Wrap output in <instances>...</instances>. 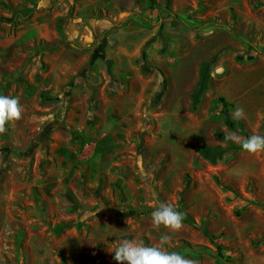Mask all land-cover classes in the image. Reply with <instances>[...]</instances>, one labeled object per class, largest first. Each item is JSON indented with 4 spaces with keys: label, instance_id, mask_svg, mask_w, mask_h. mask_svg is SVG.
I'll use <instances>...</instances> for the list:
<instances>
[{
    "label": "rangeland",
    "instance_id": "obj_1",
    "mask_svg": "<svg viewBox=\"0 0 264 264\" xmlns=\"http://www.w3.org/2000/svg\"><path fill=\"white\" fill-rule=\"evenodd\" d=\"M88 1L67 17L76 12L89 34L78 39L81 69L55 94L15 97L22 116L0 132V220H39L56 237L43 264H118L123 240L194 264H264V151L240 143L264 136V0L79 8ZM0 3V23L16 26ZM90 7L101 15L80 16ZM58 29L59 39L40 41L51 47L43 57L57 60L62 42L75 40ZM22 54L10 56L17 67ZM237 106L246 133L225 124ZM204 145L224 152L214 162ZM165 202L184 215L179 231L152 223Z\"/></svg>",
    "mask_w": 264,
    "mask_h": 264
},
{
    "label": "crops",
    "instance_id": "obj_2",
    "mask_svg": "<svg viewBox=\"0 0 264 264\" xmlns=\"http://www.w3.org/2000/svg\"><path fill=\"white\" fill-rule=\"evenodd\" d=\"M11 1L13 4L10 3V0H5L4 5L11 9V19L19 22L16 23V26H13L12 22L0 23V81H4L0 84V93L12 98L25 97L26 93L27 95L34 93L35 96L39 94L40 98L45 92L55 94L60 91L59 86L71 80L73 75L78 73L87 59L85 54L78 50L77 45L80 44L78 39H86L89 35L83 25L84 21L81 17L79 20L76 12H74L73 20L71 18L69 21L67 20V17H71L72 6L76 0ZM95 1L97 0H90L85 3V6L79 8L93 6ZM84 9H88L86 12L96 10L93 7ZM96 12L98 13V10ZM80 16L96 18L91 15L80 14ZM86 21L92 25L93 21L98 20ZM58 26H65L66 31L73 32L75 40L69 39L60 50H56L60 60L43 57V54L50 53L51 47H47L49 50H42L39 47L40 41L47 43L59 39L61 36ZM52 45L54 46V43ZM24 48L29 50L28 53L22 52ZM11 50L12 55L23 53L22 55L25 56L19 67L13 62V57H10L12 56L10 55ZM30 52L31 54H29ZM223 62L224 59L219 61V63ZM15 82L27 88L18 90ZM29 84L32 89L28 88ZM27 103L29 108L25 109L29 111L34 109L29 102ZM43 106L45 105L43 104ZM41 120L42 118H40ZM63 178H59L60 182L63 181ZM11 196L12 194H9L7 189L3 200H9ZM9 221L14 224L7 228V220H0V264H11L16 260V257L20 256L22 259L19 264H43L50 249V241L56 237L51 232H47L45 228H40L39 220ZM52 221L55 224L62 220ZM64 247L66 246L64 245ZM5 255H8L11 261L5 259Z\"/></svg>",
    "mask_w": 264,
    "mask_h": 264
},
{
    "label": "clouds",
    "instance_id": "obj_3",
    "mask_svg": "<svg viewBox=\"0 0 264 264\" xmlns=\"http://www.w3.org/2000/svg\"><path fill=\"white\" fill-rule=\"evenodd\" d=\"M23 113V105L18 99L0 95V132L5 130V125L19 120ZM244 108L237 106L233 112L234 119H243ZM236 140L235 137H230ZM241 147L250 153L264 151V136L251 135L243 140ZM154 198L155 194H154ZM154 226L163 225L173 231L183 227L184 215L172 203H159L151 213ZM163 242V241H162ZM113 259L118 264H194L176 251H166L159 246L146 245L142 240H123L113 251Z\"/></svg>",
    "mask_w": 264,
    "mask_h": 264
},
{
    "label": "trees",
    "instance_id": "obj_4",
    "mask_svg": "<svg viewBox=\"0 0 264 264\" xmlns=\"http://www.w3.org/2000/svg\"><path fill=\"white\" fill-rule=\"evenodd\" d=\"M150 2L153 4L154 0H150ZM167 3H168V1H167ZM81 15H91V17H97L100 14L97 13L96 10H89L87 12L82 13ZM64 39H65V36H64ZM65 43L66 42L63 41L61 45L65 44ZM224 121H225V124L228 125L229 127L240 129L241 131L246 133V130L244 128L242 121H240L238 119H233L232 116L230 115L229 111H227V110L224 111ZM202 152L205 154L206 157H208L209 159H211L212 161L215 162L216 156L222 155L224 150L222 148L213 149V148H210V147L204 145L202 148ZM219 255L220 256L223 255L221 250L219 251Z\"/></svg>",
    "mask_w": 264,
    "mask_h": 264
}]
</instances>
